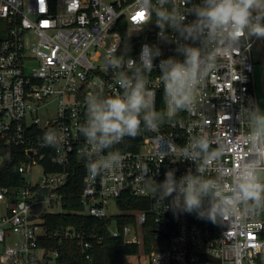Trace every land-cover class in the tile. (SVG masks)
<instances>
[{"label": "built area", "instance_id": "built-area-1", "mask_svg": "<svg viewBox=\"0 0 264 264\" xmlns=\"http://www.w3.org/2000/svg\"><path fill=\"white\" fill-rule=\"evenodd\" d=\"M140 12L145 19L140 0H0V143L22 148L27 156L18 169L23 183L12 192L15 197L9 196L8 189H0V264H56L57 251L45 239H77L85 248L91 246L89 239L101 242V238L70 228L47 230L44 226V215L64 212L60 189L71 170L84 173L78 199L88 216L117 215L115 200L124 195L148 202L146 209L136 212L135 224L119 228L114 221L109 229L124 244L142 243V226L151 221L155 236L148 264H259L264 250L260 211L241 206L240 214L224 217L217 224L190 214L174 216L171 210L156 206L138 178L140 164L152 172L158 168L157 181L163 180L169 168L178 169L177 176L190 167L194 171V165L180 161L178 155L162 163L158 156L166 148L177 152L192 135L202 133L225 153L211 165L210 175L227 176L246 162V129L242 121L238 124L236 113L241 105L258 102L253 48L259 40L244 41L238 53L225 54L202 88L195 114L180 112L172 120L165 118L158 130L143 131L135 139L126 137L116 145L125 157L123 167L93 178L87 172V161L78 155L85 144L78 127L86 119V97L98 91L101 80L105 95L115 87L112 73L105 71L109 50L118 46L122 50L127 42L129 55L138 58L143 43L160 44L154 23L139 34L132 33L144 20L134 19ZM160 46L164 58L175 55V45ZM159 74L155 69L149 80L157 88V111L164 112ZM237 96L240 103L229 101ZM50 129L63 137L59 148L41 146ZM43 150L47 152L40 153ZM44 157L60 170L46 172L40 165ZM35 166L41 167L42 174L31 182ZM224 188L227 191L228 185Z\"/></svg>", "mask_w": 264, "mask_h": 264}, {"label": "clouds", "instance_id": "clouds-1", "mask_svg": "<svg viewBox=\"0 0 264 264\" xmlns=\"http://www.w3.org/2000/svg\"><path fill=\"white\" fill-rule=\"evenodd\" d=\"M140 5L147 15L132 33L139 34L154 23L160 44L175 45V55L164 58L160 44L149 43L141 45L138 58L129 55L127 42L122 50L119 46L109 50L105 71L112 73L115 87L105 95L104 81L99 82L98 91L86 97V119L78 127L85 140L78 155L87 161V172L93 178L123 167L125 157L115 146L126 137L135 139L143 131H156L165 118L172 120L180 112L195 114L201 90L225 54L238 53L244 41L264 40V0H156V7L153 0H140ZM157 68L164 112L157 111V88L149 80ZM229 101L240 103V98ZM236 118L246 129L249 156L227 176L210 175L211 165L225 153L219 144L213 147L215 141L204 133L192 135L177 152L166 148L158 156L162 163L166 157L178 155L180 161L191 162L194 171L190 167L177 176L178 169L169 168L163 180L157 181L158 168L152 172L146 164L138 165V178L157 207L171 210L174 216L190 214L215 224L240 214L241 206L264 211V109L249 101L247 106L241 105ZM62 140L50 129L41 146L59 148Z\"/></svg>", "mask_w": 264, "mask_h": 264}, {"label": "trees", "instance_id": "trees-1", "mask_svg": "<svg viewBox=\"0 0 264 264\" xmlns=\"http://www.w3.org/2000/svg\"><path fill=\"white\" fill-rule=\"evenodd\" d=\"M47 150L40 151V153ZM27 161V156L22 148L6 146L0 143V189L6 188L10 197L14 198L12 192L16 191L23 183V177L19 173V167ZM40 165L45 171L56 172L60 169L52 167L49 157H44ZM84 173L71 170L67 183L60 189L64 196L63 213L44 215V226L46 229L70 228L87 235L101 238L97 243L96 239H89L90 248H85L77 239L63 238L45 239L48 247L57 251L56 264H133L129 260L132 257L148 254L153 244L155 227L151 221L142 226L143 241L136 244H124L121 238H113L110 234V227L114 221L118 227L126 224H135L137 211L146 209L147 201L134 199L128 195L115 200L117 215L109 213L104 218L88 216L82 211L78 199L82 187ZM261 219L264 221V211H260ZM44 242V244H45ZM260 264V260H259Z\"/></svg>", "mask_w": 264, "mask_h": 264}, {"label": "crops", "instance_id": "crops-1", "mask_svg": "<svg viewBox=\"0 0 264 264\" xmlns=\"http://www.w3.org/2000/svg\"><path fill=\"white\" fill-rule=\"evenodd\" d=\"M255 51V52H254ZM255 53V55H254ZM254 62V83L257 93L258 103H262L264 98V40H259L253 48ZM263 88V90H262ZM260 264H264V250L260 255Z\"/></svg>", "mask_w": 264, "mask_h": 264}, {"label": "rangeland", "instance_id": "rangeland-1", "mask_svg": "<svg viewBox=\"0 0 264 264\" xmlns=\"http://www.w3.org/2000/svg\"><path fill=\"white\" fill-rule=\"evenodd\" d=\"M255 52V51H254ZM255 55V53H254ZM263 90V88H262ZM264 93V91H263ZM262 97L264 98V95H262ZM261 108L264 109V100L262 101V103H259ZM53 110V105L50 106V111L52 112ZM32 174L33 176L32 177H29V180L31 182H37L39 177L41 176L42 174V169L40 166H35L33 169H32ZM45 208H43L42 210H44ZM2 252V247L0 246V253ZM150 252V251H149ZM140 260L139 258L137 257H132L130 258L129 260L131 261V263L133 264H148V261H147V256L149 255L148 254H144L143 252L140 254Z\"/></svg>", "mask_w": 264, "mask_h": 264}, {"label": "snow or ice", "instance_id": "snow-or-ice-1", "mask_svg": "<svg viewBox=\"0 0 264 264\" xmlns=\"http://www.w3.org/2000/svg\"><path fill=\"white\" fill-rule=\"evenodd\" d=\"M41 2H42V0H41ZM134 19L143 20L144 19V13L143 12L138 13L137 16L134 17Z\"/></svg>", "mask_w": 264, "mask_h": 264}, {"label": "water", "instance_id": "water-1", "mask_svg": "<svg viewBox=\"0 0 264 264\" xmlns=\"http://www.w3.org/2000/svg\"><path fill=\"white\" fill-rule=\"evenodd\" d=\"M205 258H207L208 260H213L211 257H205ZM214 261V260H213ZM216 262H218V261H216ZM219 263V262H218Z\"/></svg>", "mask_w": 264, "mask_h": 264}]
</instances>
